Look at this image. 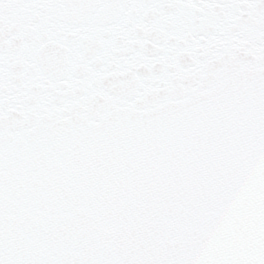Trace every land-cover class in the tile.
<instances>
[{
	"label": "snow or ice",
	"instance_id": "obj_1",
	"mask_svg": "<svg viewBox=\"0 0 264 264\" xmlns=\"http://www.w3.org/2000/svg\"><path fill=\"white\" fill-rule=\"evenodd\" d=\"M0 264H264V0H0Z\"/></svg>",
	"mask_w": 264,
	"mask_h": 264
}]
</instances>
